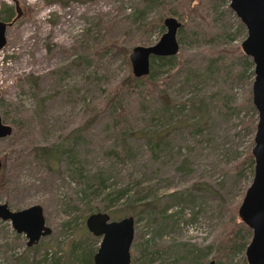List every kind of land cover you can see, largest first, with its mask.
<instances>
[{
	"label": "rangeland",
	"instance_id": "374dc122",
	"mask_svg": "<svg viewBox=\"0 0 264 264\" xmlns=\"http://www.w3.org/2000/svg\"><path fill=\"white\" fill-rule=\"evenodd\" d=\"M166 17L181 23L177 52L152 56L149 79L132 81V48L155 44ZM0 20L12 21L0 49V118L11 127L0 203L41 205L51 229L27 246L0 218V264H94L100 237L87 215L148 201L132 216L129 264H247L251 230L238 208L253 177L254 67L229 0H0ZM200 101L208 122L194 127ZM38 145L60 150L58 168ZM182 159L189 173L176 170Z\"/></svg>",
	"mask_w": 264,
	"mask_h": 264
},
{
	"label": "water",
	"instance_id": "95a60500",
	"mask_svg": "<svg viewBox=\"0 0 264 264\" xmlns=\"http://www.w3.org/2000/svg\"><path fill=\"white\" fill-rule=\"evenodd\" d=\"M229 6L246 28L247 35L241 42V49L253 63L252 103L257 112L251 148L253 177L238 208V217L251 230V239L245 250L247 264H264V0H229ZM16 10L14 19L21 15L17 4ZM11 23L0 20V49L5 45L6 28ZM163 25L166 31L155 44L132 48L129 59L135 77L149 73L151 56H169L177 52L176 32L181 23L174 17H166ZM10 133L11 127L0 118V139ZM1 168L0 159V171ZM0 218L10 221L17 233L25 234L27 246L51 232L39 204L11 210L6 203H0ZM85 226L90 233L100 237L93 255L94 264H129V248L134 233L132 216L112 220L105 212H94L87 215ZM207 264L216 263L210 260Z\"/></svg>",
	"mask_w": 264,
	"mask_h": 264
},
{
	"label": "trees",
	"instance_id": "16d2710c",
	"mask_svg": "<svg viewBox=\"0 0 264 264\" xmlns=\"http://www.w3.org/2000/svg\"><path fill=\"white\" fill-rule=\"evenodd\" d=\"M60 1L61 2H65V4H66V2H68L69 0H60ZM187 1H189V0H187ZM185 4H186V0H182V5H185ZM188 7H189L190 10L194 9L193 5H191V7H190V3H189ZM186 11H189V10H186ZM5 12H6V17H4V18H5V20L9 21L10 20V16L13 13L12 9L10 7H6L5 8ZM15 12L17 13V11H15ZM16 13H15V15H16ZM5 20H3V21H5ZM149 77L150 76L148 74L144 75V76H141V77H135L133 75V76H131V80L132 81H138L139 79H149ZM35 85H36V81H35ZM160 99L165 104H169L171 102V99H170V97L167 94L160 95ZM203 105L204 104H203L202 101H200L199 103L191 102L190 111L188 113L189 117H191V123H190L191 126L200 127V126H206L207 125L208 113L206 114L202 110V106ZM137 137H139L138 139L144 138L148 142H153V141L157 142V141H159L161 139L162 134L158 133V132H154V133H143V132H141L139 135H137ZM33 152H34V154L36 156L43 158L46 161L48 167L53 168V169L59 167L60 159H61V152H60V150L57 147L51 146V145H48V146L38 145V146H35L33 148ZM176 170L180 171V172H183V173H189L191 171V167H190L189 161L187 159H182L181 162L179 163V165L177 166ZM195 188H197V190H199V191H204V192L212 191V189L206 183H201L200 187L196 186ZM153 204H154L153 202L148 201V202H143V203H141L139 205H129L125 209L118 210L119 213H116L117 211L111 212L110 218L112 216H120V215H122V216L125 217V216H134L136 214H141V213L145 212L146 210L151 209ZM229 246H231V245H229ZM91 255H92V253H91ZM20 261L23 264H26V258L24 256L21 257ZM91 263H92V261H91V256H90L89 264H91Z\"/></svg>",
	"mask_w": 264,
	"mask_h": 264
},
{
	"label": "flooded vegetation",
	"instance_id": "af4514ba",
	"mask_svg": "<svg viewBox=\"0 0 264 264\" xmlns=\"http://www.w3.org/2000/svg\"><path fill=\"white\" fill-rule=\"evenodd\" d=\"M34 245V244H33Z\"/></svg>",
	"mask_w": 264,
	"mask_h": 264
}]
</instances>
